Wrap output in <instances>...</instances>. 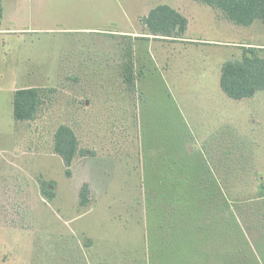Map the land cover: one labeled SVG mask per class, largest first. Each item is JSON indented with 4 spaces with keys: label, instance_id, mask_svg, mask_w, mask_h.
I'll return each instance as SVG.
<instances>
[{
    "label": "rangeland",
    "instance_id": "374dc122",
    "mask_svg": "<svg viewBox=\"0 0 264 264\" xmlns=\"http://www.w3.org/2000/svg\"><path fill=\"white\" fill-rule=\"evenodd\" d=\"M167 2L222 43L145 36L158 0H30L27 22L48 32L0 38V264H264V91L235 101L218 84L242 47L264 49V26L225 23L224 39L210 8ZM24 87L55 92L17 123ZM61 124L88 155L70 177L52 151Z\"/></svg>",
    "mask_w": 264,
    "mask_h": 264
},
{
    "label": "trees",
    "instance_id": "16d2710c",
    "mask_svg": "<svg viewBox=\"0 0 264 264\" xmlns=\"http://www.w3.org/2000/svg\"><path fill=\"white\" fill-rule=\"evenodd\" d=\"M210 8L216 16H221L228 23L238 27H249L255 22L264 26V0H192ZM2 6L0 0V25ZM187 18L166 4H159L147 14L146 28L152 40L179 39L187 30ZM149 38H145L148 40ZM131 66V63H130ZM125 81L134 86L131 68L125 69ZM218 84L223 94L235 101L253 98L264 91V49L242 47L239 59L224 61L220 66ZM54 89L27 87L13 93V118L19 122L36 119L43 104L50 100ZM53 154L59 156L65 168V176L70 177V168L76 157L88 156L80 147L79 140L69 125H59L53 134ZM93 156V155H90ZM42 198L51 202L56 196V183L39 182ZM88 185L84 184L79 193L80 204L87 203Z\"/></svg>",
    "mask_w": 264,
    "mask_h": 264
},
{
    "label": "crops",
    "instance_id": "0c3cea01",
    "mask_svg": "<svg viewBox=\"0 0 264 264\" xmlns=\"http://www.w3.org/2000/svg\"><path fill=\"white\" fill-rule=\"evenodd\" d=\"M30 0H15L14 2L9 1V0H1V6H2V18H1V25H0V38H20L23 35H33V34H39L38 31H42L43 33H47L48 31L46 30H40L39 28L36 27H32V24H30L31 22H27L28 18L30 17L29 14V8L27 7L29 4ZM26 6H23V5ZM159 4H166L168 6H170L171 8H173L174 10L178 11L179 13H181L183 15V11L181 10V8L177 5L176 2H174L173 4H170L169 2H167V0H158V4H156L155 6L159 5ZM20 5L22 6V8L20 9ZM154 6V7H155ZM147 8L145 11H143L141 13V15H147L149 13V11L154 8ZM23 14L24 20L22 22L19 21V16H21ZM210 14V18L208 19V21H206V23H208L207 25L209 26L211 32L213 33V35L215 36H219L218 33L222 36V38L227 39V35H224L223 30L221 28L225 26L226 24H230L227 23L226 21H221L218 20L215 17V14L213 13V11L211 10L209 12ZM185 16V15H184ZM188 20V25H187V30L184 33V35L182 36L181 39H168V40H173V41H182V40H186L187 42H194V43H205V44H211V45H215V44H221L222 42L220 41H216L214 39L212 40H207L203 39L204 36L198 38L194 36V33H192V35L190 34L191 31L195 32L198 29H203L204 26H201L199 24H202V20L200 19L199 15H195L194 16V12L191 13V15L185 16ZM30 20V19H29ZM193 20V23H191V21ZM199 22V23H197ZM195 23L199 26V27H195ZM135 29V27H134ZM133 29V30H134ZM207 30V29H206ZM203 31V30H202ZM123 33L125 34H130L131 32H125L123 31ZM145 36H150L147 31L145 32ZM190 38H186V36H188ZM185 38V39H183ZM190 39V40H189ZM6 42L3 43V45H5ZM26 88V87H24ZM22 89V88H20ZM18 90V89H16ZM14 90V92L16 91ZM13 92V93H14Z\"/></svg>",
    "mask_w": 264,
    "mask_h": 264
},
{
    "label": "water",
    "instance_id": "95a60500",
    "mask_svg": "<svg viewBox=\"0 0 264 264\" xmlns=\"http://www.w3.org/2000/svg\"><path fill=\"white\" fill-rule=\"evenodd\" d=\"M142 23L145 24V25L147 24V17H144V18L142 19ZM147 33L149 34V31H147Z\"/></svg>",
    "mask_w": 264,
    "mask_h": 264
}]
</instances>
